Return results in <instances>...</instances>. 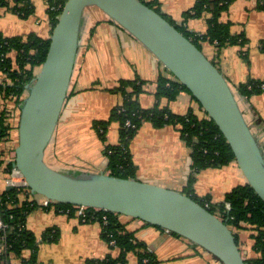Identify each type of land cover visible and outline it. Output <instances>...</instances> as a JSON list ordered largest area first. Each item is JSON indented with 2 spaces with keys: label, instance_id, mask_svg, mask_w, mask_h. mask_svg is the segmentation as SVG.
<instances>
[{
  "label": "crops",
  "instance_id": "obj_1",
  "mask_svg": "<svg viewBox=\"0 0 264 264\" xmlns=\"http://www.w3.org/2000/svg\"><path fill=\"white\" fill-rule=\"evenodd\" d=\"M195 1L157 0V3L160 12L176 25L199 35L207 31L210 15L205 12L199 17H185L184 13L191 9ZM30 3L33 12L27 17L20 16L10 7L0 8L2 36L27 37L35 34L49 39L53 24L47 0H30ZM89 8L92 16L86 14L68 95L45 151V161L55 169L73 173H108L104 148L119 142V125L112 121L103 141L92 124L95 120L108 118L111 109L121 103V94L111 89L119 79L144 81V91L138 94L137 101L141 108H151L157 102L154 95L157 78L160 75L172 76L132 35L96 7ZM219 20L231 23V33L242 34L245 44H228L218 49L214 43L202 41V52L219 68L235 91L240 83L249 79L264 80V51L260 47V42L264 41V10L258 8V1L233 0ZM10 55L15 56V52L11 51ZM237 97L249 125L264 141V88L248 98ZM5 104L7 101L0 96V110ZM159 105L167 106L175 114L192 111L205 117L199 103L186 90H180L170 101L161 98ZM12 106V103L8 104L9 109ZM18 117L15 118L17 123ZM11 137L8 146L14 147L12 143H16L15 139L17 141V129L11 132ZM129 150L136 166L135 179L183 192L190 172V148L174 126L155 127L150 122H144L130 141ZM61 153H65V161L61 160ZM48 156L52 163L47 160ZM6 177L5 172L0 170V192L6 189ZM245 183L243 173L233 161L224 166L200 170L193 183V191L199 197L209 195L213 203H218L226 192ZM34 199L40 206L28 212L25 225L36 236V260L39 264H87L89 259L118 254V250L110 248L101 237L99 222H82L77 213L73 216L59 213L43 203V197L34 195ZM120 218L161 264H221L213 255L181 236L139 219L124 215ZM46 229L57 231V239L51 241L43 236ZM232 230L238 236V246L244 259L256 257L252 249L253 231L235 227ZM29 256V250H24L20 256L10 253L0 264H24L23 259ZM126 259V264H138L133 252L128 253Z\"/></svg>",
  "mask_w": 264,
  "mask_h": 264
},
{
  "label": "water",
  "instance_id": "obj_2",
  "mask_svg": "<svg viewBox=\"0 0 264 264\" xmlns=\"http://www.w3.org/2000/svg\"><path fill=\"white\" fill-rule=\"evenodd\" d=\"M89 7H96L132 35L186 87L225 138L246 183L264 201V150L235 89L191 39L141 0H65L45 58L25 84L19 106L13 166L25 186L52 203L111 211L159 226L201 247L221 264H246L226 220L188 194L135 178L73 173L46 163L45 151L68 95Z\"/></svg>",
  "mask_w": 264,
  "mask_h": 264
},
{
  "label": "trees",
  "instance_id": "obj_3",
  "mask_svg": "<svg viewBox=\"0 0 264 264\" xmlns=\"http://www.w3.org/2000/svg\"><path fill=\"white\" fill-rule=\"evenodd\" d=\"M141 1L160 12L157 0ZM257 1L258 8L264 10V0ZM64 2L65 0H47V9L53 25ZM232 2L233 0H196L191 9L184 13L185 17H199L205 12L210 15L208 29L204 34H193L164 16L199 48L202 41L214 43L218 49L228 44L244 45L246 42L244 36L233 35L230 31L231 23L219 20L221 13ZM4 6L10 7L22 17H27L33 12L30 0H0V8ZM48 45L49 39H43L35 34L27 37H4L0 34V96L7 101L5 107L0 110V170L5 172L6 178L14 161L10 155L14 148L9 147L8 143L12 140L11 132L17 129L15 118L18 117L19 106L25 96L24 86L38 71ZM260 47L264 51V41L260 42ZM11 51L15 52V56L10 55ZM144 84V81L137 79H119L111 90L121 94V103L111 109L108 118L93 121L92 128L103 141L108 125L112 121H116L119 125V142L105 145L104 148V155L108 160V173L117 177L135 178L136 166L132 160L129 143L144 122H150L155 127L174 126L179 131L181 139L190 148V172L183 192L203 206L207 203V208L226 220L231 228L253 231L252 249L257 256L245 258L244 261L246 264H264V201L254 189L248 183L236 185L226 192L223 200L218 203H213L209 195L199 197L193 191V183L200 170L224 166L235 161L225 138L206 114L205 117H200L192 111L175 114L167 106L160 107L161 98L170 101L175 99L180 90L188 91L174 77L160 75L157 78L154 92L157 102L151 108H141L137 101L138 94L144 91ZM263 88L264 80L249 79L240 83L235 92L238 96L248 98ZM9 103L13 105L10 109ZM127 121L131 125H126ZM261 146L264 150V142ZM226 202L229 203V209L225 208ZM47 205L69 216L76 213V208L71 204L49 202ZM38 206L40 204L26 186H13L0 192V221L7 225L6 228H0V244H3L0 261L10 253L20 256L24 250H29L30 256L24 258L23 263L39 264L36 260L38 248L36 236L25 225L28 212ZM84 215L86 222L97 221L101 224V237L110 248L118 250L117 255L107 254L103 258L89 259L87 264H126V257L130 252L136 254L138 264H161L148 246L135 238L134 231L127 228V223L120 218L123 215L93 208H87ZM130 219L135 218L130 217ZM234 235L238 244V236L235 233ZM43 236L51 241L58 237L57 231L53 232L52 229H46Z\"/></svg>",
  "mask_w": 264,
  "mask_h": 264
},
{
  "label": "built area",
  "instance_id": "obj_4",
  "mask_svg": "<svg viewBox=\"0 0 264 264\" xmlns=\"http://www.w3.org/2000/svg\"><path fill=\"white\" fill-rule=\"evenodd\" d=\"M126 125H131V124H130L129 121H127ZM10 155H11V153H10ZM13 155H14V153L12 154L11 157H14ZM7 179H8L7 185H14V186L16 185V186H19V187L20 186H25V182H24V179H23L21 173L14 166H12V169H11ZM18 179H20V180L17 181ZM45 202L49 203V201H45ZM205 206L207 207L208 204L206 203ZM74 207L76 208V213L79 215L80 220L82 222H86L87 219H85V215L84 214H85L87 208L83 207V206H74ZM229 207H230L229 203L228 202L225 203V208L229 209ZM103 219L105 220V217H103ZM6 226H7L6 224H4L2 221H0V228H6ZM165 231L168 232V233H171L168 230H165ZM2 249H3V244H0V253H1Z\"/></svg>",
  "mask_w": 264,
  "mask_h": 264
},
{
  "label": "rangeland",
  "instance_id": "obj_5",
  "mask_svg": "<svg viewBox=\"0 0 264 264\" xmlns=\"http://www.w3.org/2000/svg\"><path fill=\"white\" fill-rule=\"evenodd\" d=\"M89 9H91V8H87V13H86L87 15L91 13ZM90 15H91V14H90ZM91 16H92V15H91ZM85 18H86V17H85ZM200 49H201V48H200ZM58 135H60V133H59ZM259 138H260V137H259ZM260 140H261L262 143L264 142V141H262L261 138H260ZM14 141L16 142V139H15ZM56 141H57V140H56ZM56 144H57V142H56ZM12 145L15 146L16 143H15V144L12 143ZM13 148H14V147H13ZM13 150H14V149H13ZM13 150H12V152H11L12 154H13ZM60 156H61V160L65 161V158H66V157H65V153H61ZM47 160H48L49 162H51V161L49 160V156L47 157ZM51 163H52V162H51ZM19 180H20V179H18L17 181H19ZM21 181H22V180H21ZM11 186L13 187L14 185H11ZM15 186H16V185H15ZM17 187H19V186H17ZM21 187H25V186H21ZM45 201H46V200H44L43 203H46ZM226 203H227V202H226ZM46 204H48V202H47ZM233 230H234V228H233Z\"/></svg>",
  "mask_w": 264,
  "mask_h": 264
}]
</instances>
